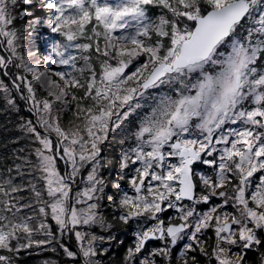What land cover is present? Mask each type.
Instances as JSON below:
<instances>
[{"label":"snow or ice","instance_id":"6c2138e0","mask_svg":"<svg viewBox=\"0 0 264 264\" xmlns=\"http://www.w3.org/2000/svg\"><path fill=\"white\" fill-rule=\"evenodd\" d=\"M16 4L0 0V52L8 54L0 55V70L11 80L9 86L0 79V93L16 110L13 92L28 103L34 119L21 127L38 146L30 153L35 162L25 160L29 174L36 173L27 189L14 182L12 168L7 178L0 174V250L56 252L59 245L71 264H102L97 257L108 249L99 245L113 237L92 229L113 225L100 211L99 145L155 90L150 111L132 134L136 143L120 163V180L135 166L127 178L132 194L121 192L120 214L113 218L139 223L125 264H172L173 249L185 240L190 242L178 264H200L198 255L207 264H245L248 251H256L264 264V239L258 235L264 231V67L258 66L264 63V0H46L43 7L54 11L46 23L67 42L57 40L54 55L30 51L27 62L11 27L8 9ZM149 6L160 14L150 16ZM244 22L248 27L237 34ZM86 25H92L88 34ZM81 37L89 42L76 43ZM70 49L89 55L78 57ZM10 66L23 74L9 73ZM36 85L47 97H37ZM72 102L80 123L65 128L59 113ZM56 104L63 107L54 109ZM197 162L211 167L214 176L194 174ZM15 168L23 177L22 166ZM78 180L83 187L73 191ZM24 190L32 198L21 204L14 194ZM217 196L220 203L210 204ZM202 204L210 207L200 210ZM229 205L235 212L226 210ZM25 208L32 214L23 215ZM168 210L177 215L166 221L161 214ZM209 229L215 236L211 250L204 239ZM73 238L75 249L63 242ZM152 240L162 246L144 254ZM0 264H14L13 256L0 254Z\"/></svg>","mask_w":264,"mask_h":264},{"label":"trees","instance_id":"16d2710c","mask_svg":"<svg viewBox=\"0 0 264 264\" xmlns=\"http://www.w3.org/2000/svg\"><path fill=\"white\" fill-rule=\"evenodd\" d=\"M44 0L42 2L40 0H32L31 3H25V2H18L17 7L14 8L12 11V16L14 17L13 24L11 27L16 31L17 37H20V40L18 42L19 46V53L23 55L25 61L27 58V45L29 43L30 34H31V27L32 23L36 18H42L44 15L48 14L49 11L43 7ZM154 13H158V8H155ZM92 27V25L88 26V29ZM44 31H48L47 28L44 29ZM52 35V34H49ZM102 40V39H100ZM4 54L7 56L8 54L4 52ZM87 55V53H86ZM97 55V54H96ZM93 64H96V60H92ZM261 67L264 65V63L259 64ZM15 67L11 66L8 68L9 73H16ZM4 79L8 82V84L11 86V80L9 77L4 75V72L2 73ZM86 74L85 76H87ZM29 79H31V76H29ZM37 89V97L39 98H45L47 97V90L40 88L39 85H36ZM76 91L77 95H83L82 90H74ZM18 96V95H17ZM50 98V97H49ZM28 103L22 104V106L19 107V112L22 115V118H33V116L28 111ZM75 111V102L71 103V106L69 110L65 111L63 113L64 120L68 122H74L76 124H79L80 121L76 120L73 116V112ZM18 114H15L10 111L5 99L2 98V95L0 93V174L3 175L4 178H7L9 173L7 172V169L12 168V165L18 161L16 158V152H19L21 157L27 156L28 158L34 157V155H30L32 152H28L29 145L33 143L31 140H33L30 136L29 139L31 140H23L24 137H22L23 131L20 130V128L17 126L16 121L19 119ZM139 124L134 126L131 130V136L132 134L137 130ZM113 131L108 132L109 138L107 139V142L104 143V154L102 155V159L104 161V178L106 180V187L103 193V213L106 217L107 221L113 225V227L110 230L107 231H98L96 232L97 235L100 236H111L113 239L110 241H105L104 243H101L99 245V248H107L108 252L106 254H100L98 255V259L102 262V264H125V256L127 253V249L130 246H133L134 243V233L137 230L139 223L135 220H130L127 224H124L120 222L117 219H114V216H118L120 213L117 209L118 200L120 197V194L122 192V189H117L114 187V185L120 180V163L122 158V151L126 147H132L134 142V138L129 139V142H122L119 141ZM130 136V138H131ZM132 166L130 167L129 171L125 174V180H121L120 184L123 185V188L128 187L127 178L131 175L132 172ZM13 169V168H12ZM29 167L26 168V172L28 171ZM12 175V173H11ZM29 176L33 175L32 173L29 174ZM198 175H195V179L198 184L199 190V180L197 179ZM15 183H23L25 186V181L18 175L15 176ZM42 187V185H41ZM25 189L26 186H25ZM75 190V189H74ZM198 190V191H199ZM22 199L20 202H25L28 199L32 198V194H30L29 191L24 190L19 192L18 194ZM111 198V199H109ZM113 201L117 202L116 204L113 203ZM30 212L27 208L23 209L22 214L25 215V213ZM31 213V212H30ZM169 210L165 212V216L168 217ZM205 240L207 242V247L209 250H211V247L215 244V237L211 235V232H209V235L205 237ZM65 243V240L63 241ZM15 244V242H13ZM161 241L151 242L150 246L152 245H160ZM67 246H69L72 249H75L76 241L74 238L72 239V243H67ZM149 246V248H150ZM149 248L147 246L146 251H149ZM56 252L52 251H41L38 249H27V250H21L18 254L13 255L12 253H9V255L13 256V262L16 264H38L39 261H42L43 259H54L55 261H58L59 264H68L70 260L64 257L63 251L58 247L56 248ZM4 253L3 250H0V254ZM198 255V254H197ZM178 257V250H174L172 253V262L177 263L178 260H176ZM198 258L200 260V264H207V261L204 257L199 256ZM247 261L250 264H259V256L258 253L255 252L252 254ZM176 260V261H175ZM134 264H138V262H135ZM215 264V262H214ZM245 264H247L245 262Z\"/></svg>","mask_w":264,"mask_h":264},{"label":"rangeland","instance_id":"374dc122","mask_svg":"<svg viewBox=\"0 0 264 264\" xmlns=\"http://www.w3.org/2000/svg\"><path fill=\"white\" fill-rule=\"evenodd\" d=\"M19 1H20V2H24V0H17V3H18ZM31 1H32V0H31ZM40 1L42 2V0H40ZM45 2H46V0H44V3H45ZM15 7H17V4H16ZM155 8H156V7L149 6L148 14H149L150 16H152V17H156V16H158V15L160 14V10H159V9H158V11H159L158 13H154V12H153ZM13 10H14V8H12V7H9V9H8V11H9L11 14H12V11H13ZM48 11H49L48 14L44 15L42 18H36V19L33 21V23H32L30 39H29V43H28V45H27V49H26V50H27V58H26V62H27L28 59H29L28 53H29L30 51H32V52H36L37 55H39V56H41V57L46 56V55H54V53L51 52L52 45H53L57 40H60L62 43H66V42H67L63 37L59 36L57 33L52 32L51 28L47 25L46 21L50 18L51 15H54V11H53V10H48ZM36 21H39V22L36 23ZM88 26H89V25H86V26H85V32H86V34L89 33V29L91 28V27H90V28L88 29ZM71 27H72L73 29H75V28H76V25H72ZM247 27H248L247 22H244V23L242 24L241 28H238V29H237V34H242V33H244V29L247 28ZM45 28H47L48 31H44ZM98 30H99V29H98ZM49 34H52V35H49ZM99 39H102V37H100ZM19 40H20V37H18V42H19ZM101 41H102V40H101ZM18 42L16 41V44H17V47H18V52H19ZM79 42H89V41L86 40V39H84L83 37H81V38H79V39L76 41V43H79ZM69 51L71 52V54H73V55H77L78 57H82V56L86 55V53L81 52V51L76 50V49H70ZM0 55H4L5 57H7V56L4 54V52H0ZM87 55H89V53H87ZM91 55L93 56V59H92V60H95V56H96V54H95L94 52H92ZM141 59H142V58H141ZM77 63H78V66H79V65L83 64L84 61H83V59L81 58V59H78ZM258 66H260V65H258ZM10 67H11V66H10ZM48 67H50V68H55L56 70H59V71H71V68H63V67H57V66H53V65H48ZM260 67H261V66H260ZM262 67H264V65H263ZM14 70H15L16 73L19 72L20 74H23V70H22V69H16V68H15ZM130 70H131V68L129 69V71H130ZM2 73H3V70H0V79H3V80L5 81V83H8V82L4 79ZM86 74H88V73L86 72L85 75H86ZM52 79H53V80H57V81H59V77H56V76H54V75H53ZM60 83L62 84L63 82L60 81ZM9 86H10V85H9ZM164 90H165V91H168L167 88H165ZM157 94H158V92H156L155 90H149V92L145 94V97H144V98H141V102L144 104V107L141 108V109H137V111H136L135 113L131 114V115L128 117L127 120H124V121L121 123V125H120L119 128H117L115 131H113L114 133H116L115 135H116V137H117V139H118L119 141H122V142H129V139L134 138L133 135L131 136V130H132V128H133L134 126H136L137 124H139L140 121H141V119L143 118V116H144L146 113H148V112L150 111V105H151L154 101H153L152 99H150L149 96H150V95H157ZM1 95H2V93H1ZM17 95H18V94L15 93V92L12 93V96L15 98L16 106H17L18 110L12 108V107L9 106L8 104H7V105H8V107H9V109H10L11 112H13V113H15V114H18V116H19V117H17L19 120L16 121V123H17V126L20 128V130L23 131V133H22V134H23L22 137H24L23 140H31V139H29V137H28L29 135H28V134L24 131V129L21 127V125H23V124L25 123V121L28 120V119H30L31 117H28V118H22V115H21L20 112H19V107L22 106V104H26L27 102H25L24 100L20 99L19 96H17ZM38 98H39V97H38ZM69 99H70V97H69ZM5 101H6V100H5ZM6 103H7V102H6ZM70 106H71V104L69 105V108H70ZM28 107H29V106H28ZM53 107H54V109H59V108H62L63 106L60 105V104H56V105H54ZM27 109H28V108H27ZM123 110H126V109H123ZM123 110H121V111H123ZM64 112H65V111H62V112L59 113V115L61 116V125H62L63 127H65V128L73 127L76 123H74V122H71V123H70V122L64 120V117H63V113H64ZM30 114H31V113H30ZM31 115H32V114H31ZM32 116H33V115H32ZM32 119H34V117H33ZM240 126H241V125L238 123V124H236V125H228V126H226V127H240ZM110 131H111V130H109V132H110ZM111 132H112V131H111ZM130 136H131V138H130ZM108 138H109V136L107 137V139H108ZM107 139L104 140L103 143H101V144L99 145L101 151H100V156L98 157V159H100V161H101V165H102L101 170H100V176H101V177L103 178V180H104V190H105V187H106V180H105V178H104V161H103V159H102L101 157H102V155L104 154V151H103V150H104V146H105L104 143L107 142ZM133 140H134V142L136 143L135 138H134ZM31 141L33 142V140H31ZM135 143L133 144V146L135 145ZM37 146H38V144H36V143H34V142L31 143V144L29 145V150H28V152H29V151L32 152V150H33L35 147H37ZM129 148H130V147H129ZM129 148L126 147V148L122 151V155H123V152H124L126 149H129ZM30 152H29V153H30ZM15 154H16V158L18 159V161H16V162L12 165V168H13L12 176H13V177L18 176V175H17V172H16V168H15V166H16L17 164L21 165V166H22L21 170L24 172V175H23V177H21V176H20V177L25 181V186H26V188H27V187H28V182H29L31 179H33V177L36 175V173H35V172H32L33 175H31V176L28 175V173H29V169H28V171L26 172V168L29 167V165H27V164L25 163V160H26V159H30V160H32L33 163H34V162H35V157H31V158H28L27 156H22V157H21V155H20L19 152H16ZM137 166H138V165H137ZM130 167H131V166H130ZM132 167H135V166H132ZM61 168H62V166H61ZM129 169H130V168H129ZM129 169H125V170H124V174H126V173L129 171ZM62 170H63V169H62ZM86 173H87V169L84 170L83 174L86 175ZM196 174L211 175L210 167L207 166V167H205L204 169H197V170H196ZM120 175H121V168H120ZM258 175H259V174H257V176H258ZM120 181H121V180H119L116 184H120ZM255 182H257V181L254 180V183H255ZM38 186H41V185H38ZM120 186H121L120 188L122 189V191H128L130 194H132V190L130 189L129 185H128L127 188H123V185H122V184H120ZM82 187H83V184L80 183V181L78 180L77 185H76V187L74 188L75 190L73 189V191H76L77 189L82 188ZM103 193H104V191H103ZM103 193H102V199H101V201H100V205H101L100 211H101L102 213H103L102 205H104V203H103ZM30 194H31V193H30ZM220 201H221V198H220V197H218V196H217V197H213V198L211 199V201H210V204H218V203H220ZM26 202H27V201H25V202H20V203L23 204V203H26ZM210 204H202V205H200V206H198V207H199L200 210H206L208 207H210ZM33 207L35 208L36 206L33 205ZM28 210L31 212L30 209H28ZM226 210L229 211V212H235V209L232 208L231 205L227 206ZM30 212L25 213V215H30V214H32V212H31V213H30ZM169 212H170V213H169V215H168V219L171 218V217L174 216V215H177V214L175 213V210H169ZM163 214H165V212H164ZM163 214H161V215H162V218H164ZM103 215H104V213H103ZM48 223H53V225H54V222H52L50 219L48 220ZM149 223H153V222H149ZM32 226H33V227L36 226V221H33ZM55 230H56V229H55V226H53V231L55 232ZM92 231H93L94 233H96V232H98V231H102V230H101L99 227H95V228L92 229ZM209 232H211V235H212L213 237H215V236H214V232H213L211 229L208 230L206 236L209 235ZM258 235H259L262 239H264V231L259 232ZM206 236H205V237H206ZM205 237H204V239H205ZM74 240H75V239H74ZM187 242H190V241H187V240H185V241H181V242L178 243V245L173 249V251H174V250H178V257H179V252L183 250V245H184V243H187ZM67 243H72V239H65V244L67 245ZM161 246H162V242H161V245H158V246H156V245H152V246L149 248V251H151V250L154 249V248L161 247ZM58 247H59V245L56 246V248H58ZM74 248H75V247H74ZM38 250H39V249H38ZM149 251H146L144 254H147V252H149ZM240 251H241V249L238 248V247H234V248H233V252H237V253H238V252H240ZM261 251H264V249H261ZM2 255H9V253L4 251V253H2ZM178 257H177L176 260H178ZM246 257H248V255H246ZM141 258H142V257H141ZM45 260H54V259H43L42 261H39L38 264H43V262H44ZM176 260H175V261H176ZM54 261H55V260H54ZM136 262H138V261H136ZM214 262H215V261H213V264H214ZM134 263H135V262H134ZM14 264H16V263L14 262ZM68 264H71V261H69ZM172 264H178V261H177V263L172 262Z\"/></svg>","mask_w":264,"mask_h":264},{"label":"flooded vegetation","instance_id":"af4514ba","mask_svg":"<svg viewBox=\"0 0 264 264\" xmlns=\"http://www.w3.org/2000/svg\"><path fill=\"white\" fill-rule=\"evenodd\" d=\"M215 155V154H214ZM208 165H205V164H203V163H200V162H197V163H195V165H194V174H196V170L197 169H204L205 167H207ZM210 170H211V175H213L214 176V172H213V169L210 167ZM194 178H195V175H194ZM198 179V178H197ZM199 190V188H197V191ZM200 191V190H199ZM163 216H164V219L167 221L168 220V217H166L165 216V214H163ZM174 223H178L179 221H173ZM156 241H158V240H156ZM156 241H151V242H156ZM151 242H149L147 245H146V248H147V246H148V248H149V246H150V243ZM161 245V244H160ZM151 247V246H150ZM146 248H145V252H146ZM256 251H248V253H247V255H248V257H246L245 256V258H244V261L247 263V264H250V263H248L247 261L249 260L248 258L252 255V254H254Z\"/></svg>","mask_w":264,"mask_h":264},{"label":"water","instance_id":"95a60500","mask_svg":"<svg viewBox=\"0 0 264 264\" xmlns=\"http://www.w3.org/2000/svg\"><path fill=\"white\" fill-rule=\"evenodd\" d=\"M194 165H195V164H194ZM194 165H193V172H194ZM194 179H195V178H194ZM152 241H156V240H152ZM149 242H151V241H149ZM149 242H148V243H149ZM148 243H147V244H148Z\"/></svg>","mask_w":264,"mask_h":264}]
</instances>
